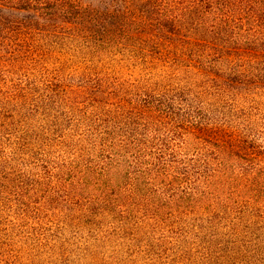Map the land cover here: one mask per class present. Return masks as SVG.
Segmentation results:
<instances>
[{"label": "trees", "instance_id": "16d2710c", "mask_svg": "<svg viewBox=\"0 0 264 264\" xmlns=\"http://www.w3.org/2000/svg\"><path fill=\"white\" fill-rule=\"evenodd\" d=\"M83 1L0 0V63L29 54L5 34L26 21L4 9L62 29L73 12L90 22L95 0ZM96 32L128 33L119 44L140 67L98 84L90 126L73 129L81 95L59 79L33 87L41 100H20L23 79L0 98L11 228L63 250L79 221L97 234V264H264V0H97Z\"/></svg>", "mask_w": 264, "mask_h": 264}, {"label": "rangeland", "instance_id": "374dc122", "mask_svg": "<svg viewBox=\"0 0 264 264\" xmlns=\"http://www.w3.org/2000/svg\"><path fill=\"white\" fill-rule=\"evenodd\" d=\"M88 1L90 0L82 3L87 4ZM94 3L95 6L92 4L94 12L89 11V15L86 16L87 19L84 20L90 22L79 25L82 21L77 20L78 18L73 12L67 19L60 18L54 23L57 27L63 26L60 27L62 29L47 27L45 24L49 23L42 20L39 23H31L24 18L25 13L19 12L21 11L19 9H14L11 12L7 9L3 10L5 16L13 17L12 20L22 19L21 22L26 21L22 25L25 27V31L5 34L13 35V41L25 39L27 44L23 52H29V54L23 56L21 62L10 63L9 60H5L0 63V71L5 70V73L0 72V98L13 91L14 86H11V83L20 82L23 79L27 83L24 85L25 88L22 87L18 91L20 100H41L43 93L37 92L33 87L40 86L41 89L45 90V82L59 79L68 89L71 86L77 88V91L80 92L79 95H81L80 100L77 99L78 102H73L74 106H68L72 111L71 114L80 118L79 123L72 126L73 129L80 131L83 129V125L87 127L91 125L85 120L84 113L91 112L93 115H97L98 84L107 75H110L113 81L118 80L125 83L128 81L131 71L140 67L139 63L131 62L130 57L132 55L129 52L131 43L119 44L122 42V36L128 33H94L97 31V0ZM138 9L140 8L138 7ZM54 30L60 33H53ZM105 40L108 43L103 44ZM110 77H108L109 80ZM98 78H100L99 81ZM105 97L112 100L111 97ZM90 99L93 100L89 101ZM87 101H89L88 104H85ZM11 108L12 104L9 105L8 109ZM26 110H24L25 113H27ZM70 125L71 123H67V126ZM96 137V130H91L83 138L84 146L86 148L96 147L97 145L91 146L93 142L97 144ZM1 198L3 196L0 197V213L5 212L0 214V260L12 261V263L17 261L18 264H37L35 261L43 259L52 264H97L98 251L101 252V249L98 250L97 248V234L88 232V228L80 226L79 221L68 222V226L63 232L67 235L68 244L67 246L64 244L63 250L55 246L52 248L53 244L48 243L46 245L50 246L43 245L45 249H42V244H38L34 239H26L25 235L18 233V229L11 228L6 219L11 218V215L16 219L19 218V215L13 212L9 215L8 211L10 210L6 206V201L1 200ZM55 239L51 237V243ZM9 240L13 241L12 244L16 245V249L9 250L3 244ZM17 250L19 255L16 256L14 253ZM132 262L133 264L142 263L136 259Z\"/></svg>", "mask_w": 264, "mask_h": 264}]
</instances>
